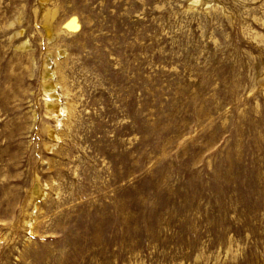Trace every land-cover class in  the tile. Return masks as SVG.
<instances>
[{"label": "rangeland", "instance_id": "obj_1", "mask_svg": "<svg viewBox=\"0 0 264 264\" xmlns=\"http://www.w3.org/2000/svg\"><path fill=\"white\" fill-rule=\"evenodd\" d=\"M0 264H264V0H0Z\"/></svg>", "mask_w": 264, "mask_h": 264}, {"label": "bare ground", "instance_id": "obj_2", "mask_svg": "<svg viewBox=\"0 0 264 264\" xmlns=\"http://www.w3.org/2000/svg\"><path fill=\"white\" fill-rule=\"evenodd\" d=\"M67 25L70 26V27H73V28H75L77 26L75 24V21L74 20L70 21Z\"/></svg>", "mask_w": 264, "mask_h": 264}]
</instances>
